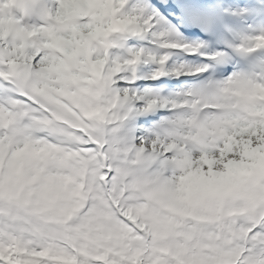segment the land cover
I'll return each mask as SVG.
<instances>
[{
	"label": "snow or ice",
	"instance_id": "obj_1",
	"mask_svg": "<svg viewBox=\"0 0 264 264\" xmlns=\"http://www.w3.org/2000/svg\"><path fill=\"white\" fill-rule=\"evenodd\" d=\"M0 264H264V0H0Z\"/></svg>",
	"mask_w": 264,
	"mask_h": 264
}]
</instances>
